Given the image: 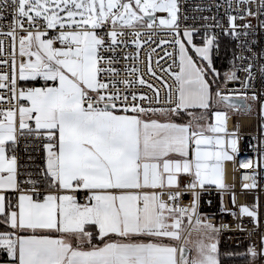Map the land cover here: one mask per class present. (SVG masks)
Returning a JSON list of instances; mask_svg holds the SVG:
<instances>
[{"label": "snow or ice", "instance_id": "6c2138e0", "mask_svg": "<svg viewBox=\"0 0 264 264\" xmlns=\"http://www.w3.org/2000/svg\"><path fill=\"white\" fill-rule=\"evenodd\" d=\"M236 7L242 15L231 14L228 0L223 31L239 38L248 32L237 29L251 27L247 18L264 10V0L256 11L250 0H237ZM8 10L11 22L0 23V105H8L0 107L5 264H220L219 235L228 225L217 226L201 213L200 199L215 187L221 211H229L222 199L232 187L225 183L224 162L239 147L237 133L227 128V110L250 111L248 101L259 100L264 111V99L248 91L253 64L236 63L250 58L234 56L223 88L217 85V38L206 32L202 44L194 43L196 29H181L178 0H0V21ZM238 19L247 22L238 25ZM125 29L131 40L122 39ZM145 29L148 38L142 39ZM157 31L174 37L160 39L157 47L172 44L178 56V71L172 65L160 69L174 79V97L173 85L152 67L155 49L148 52L147 72L167 90L164 104L138 63L141 49L156 43ZM121 46L136 51L117 57ZM119 60L123 68L116 66ZM240 71L246 73L242 81ZM229 81L240 87L225 91ZM138 87L151 89L156 103ZM214 105L225 110L202 123ZM185 114L191 119L177 122ZM21 138L43 141L41 172L19 171ZM259 167L257 159L243 188L258 187ZM182 176L188 177L183 185ZM181 190L191 193L190 204L180 202ZM231 215L258 224L259 198ZM248 251L258 255L252 247Z\"/></svg>", "mask_w": 264, "mask_h": 264}, {"label": "built area", "instance_id": "2783aa9c", "mask_svg": "<svg viewBox=\"0 0 264 264\" xmlns=\"http://www.w3.org/2000/svg\"><path fill=\"white\" fill-rule=\"evenodd\" d=\"M260 0H250L253 11L257 10V5ZM180 7L179 18L180 26L184 28L196 29L194 33V43H203L205 33L215 34L217 38L218 48L224 37L230 38L232 41L233 57L244 56L250 59L237 60L236 63L241 66H246L248 63L253 64L251 80V87L248 89L249 93L255 91L261 99H264V10L258 16L248 17L247 20L251 21V27L248 29L238 28L237 31H247L248 35H241L239 38L225 34L224 28L228 27L227 16L229 14L228 0H178ZM237 0H232L231 14L242 15V8L237 9ZM7 20L0 21V23H10L11 15L10 10L5 12ZM166 15V14H164ZM207 18V19H205ZM219 22V27L215 25ZM246 20L238 19L236 23L242 25ZM211 26V27H207ZM128 33L122 39L131 40L133 37L131 31L125 29ZM147 29L144 30L142 39H147ZM160 39L172 40L174 37L166 31H157L156 35L152 37L156 43L149 42L140 51L139 67L144 74V78L150 83L154 84L160 89V103L164 104L167 98V90L163 87L161 82L152 77L147 72L148 52L150 49H155L152 54V67L157 71L158 75H162L169 84L173 85V95L175 97V81L167 72H160L162 67L172 65L173 71H178V67L173 61L178 60L176 48L172 44L162 45L157 47ZM9 41H6V50ZM213 48L212 53L215 57L219 56V49ZM123 51L135 52V46H129L127 49H117V57ZM165 51L172 52L173 56H165ZM110 54V53H108ZM159 57H163L159 64L156 62ZM125 61L119 60L117 67L123 68ZM128 63H131L129 61ZM126 73L121 72V77ZM241 81L244 79L246 73L238 72ZM223 88V84L220 85ZM239 81H229L225 91L234 88H239ZM138 91L147 93L153 97V104L156 103L155 95L151 89L147 87L137 88ZM147 102H145L146 104ZM249 104L256 109L254 128L249 130H242L241 120L238 115H231L227 118V128L229 132L235 131L238 133L239 153L231 161V179H226V184L232 187L223 191V206L228 209L227 212L221 211V192L219 189L212 187L201 193L199 210L201 213L208 215L211 221L219 226L220 224L228 225L227 228L221 231L219 235V246L230 247L238 251L241 256V261L232 264H264V111L261 109L260 101H248ZM8 105H0L6 107ZM231 123L233 124L231 126ZM16 155L18 156V164L20 165L19 171L21 173L30 172L33 174L42 171L45 164L46 153L43 149V141L33 140L28 141L21 138L17 145ZM259 159L260 167L256 168L257 184L255 189H245L242 187L245 183H250V173L255 166V162ZM251 165L247 168L242 165ZM248 175V179L244 177ZM24 178V177H22ZM188 180V177L183 176L182 185ZM27 188L28 185H23ZM235 194V205L232 203V195ZM257 197L259 198L260 216L259 223L253 222L251 217L248 216H233L232 211L239 212L240 205H253L256 203ZM192 200L191 193H185L181 190L180 202L184 205L190 204ZM210 202V203H209ZM252 247L258 253L256 257H252L248 249Z\"/></svg>", "mask_w": 264, "mask_h": 264}, {"label": "trees", "instance_id": "16d2710c", "mask_svg": "<svg viewBox=\"0 0 264 264\" xmlns=\"http://www.w3.org/2000/svg\"><path fill=\"white\" fill-rule=\"evenodd\" d=\"M218 49L220 54L218 57H215L213 55L212 66L215 67L217 71L221 73V76L218 77L216 80V84L220 86L223 84V73L229 70L233 60V48L232 41L230 40V38L224 37ZM197 60L199 61L198 58ZM209 79L211 80V74H209ZM185 118H188L187 114H185L182 119L178 121H184L186 120ZM218 252L220 264H232L241 261V256H239L238 251L236 249L230 247H220ZM5 255L6 254L0 252V262L6 259Z\"/></svg>", "mask_w": 264, "mask_h": 264}, {"label": "crops", "instance_id": "0c3cea01", "mask_svg": "<svg viewBox=\"0 0 264 264\" xmlns=\"http://www.w3.org/2000/svg\"><path fill=\"white\" fill-rule=\"evenodd\" d=\"M201 43H199V45H200ZM212 57H213V53H212ZM194 59H196L197 60V58H194ZM198 61V60H197ZM205 67H207V65H206V63H205V65H204ZM209 78V77H208ZM189 111H195V112H197V113H199L201 110H199V109H189ZM213 111H215V105L213 106V108L211 109V110H209L208 112H207V117H208V119L207 120H209V122H212V118H214V116L212 115V112ZM255 114H256V109L254 108V106H252V108H251V110L250 111H239V110H227V118L229 117V116H231V115H238L240 118L242 117V116H248V117H254L255 118ZM186 120H184V121H177V122H187L189 119H191V117L190 116H188V118H185ZM201 122H204V121H201ZM238 135V134H237ZM239 153V152H238ZM235 158V157H234ZM231 161H233V160H230V161H225L224 162V168H225V183H226V179H227V170H228V168H227V164L228 163H230V167H231ZM182 178H183V176L180 178L181 179V185H182ZM228 180V179H227ZM219 248H220V246H219V244H218V250H219ZM5 260L4 261H2V262H0V264H5V262H6V260H7V257H6V255H5ZM218 259H219V256H218Z\"/></svg>", "mask_w": 264, "mask_h": 264}, {"label": "bare ground", "instance_id": "6f19581e", "mask_svg": "<svg viewBox=\"0 0 264 264\" xmlns=\"http://www.w3.org/2000/svg\"><path fill=\"white\" fill-rule=\"evenodd\" d=\"M241 120V127H242V130H246V129H253L254 128V124H255V119L254 117H248V116H242L240 118ZM233 124L231 123V126ZM227 179L230 180L231 179V171H230V163L227 164Z\"/></svg>", "mask_w": 264, "mask_h": 264}, {"label": "rangeland", "instance_id": "374dc122", "mask_svg": "<svg viewBox=\"0 0 264 264\" xmlns=\"http://www.w3.org/2000/svg\"><path fill=\"white\" fill-rule=\"evenodd\" d=\"M197 45H199V43H196ZM202 44V43H201ZM189 53L191 54V55H193V57L195 58V57H197L198 59H199V57L194 53V50L193 49H191V47L189 46ZM215 110H221V111H224L225 109H224V107L221 105V106H215ZM214 121V118H212V122ZM204 122H209V120H206V121H204ZM204 122H202V123H204ZM231 132H235V131H231ZM237 133V132H236ZM238 134V133H237ZM263 135H264V131H263V133H262ZM238 136V135H237ZM240 145H239V142H238V147H239Z\"/></svg>", "mask_w": 264, "mask_h": 264}]
</instances>
